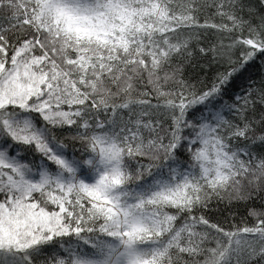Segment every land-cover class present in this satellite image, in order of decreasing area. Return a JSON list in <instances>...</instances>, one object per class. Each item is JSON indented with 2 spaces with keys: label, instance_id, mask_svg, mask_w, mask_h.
Segmentation results:
<instances>
[{
  "label": "snow or ice",
  "instance_id": "snow-or-ice-1",
  "mask_svg": "<svg viewBox=\"0 0 264 264\" xmlns=\"http://www.w3.org/2000/svg\"><path fill=\"white\" fill-rule=\"evenodd\" d=\"M256 199L264 0H0V264H264Z\"/></svg>",
  "mask_w": 264,
  "mask_h": 264
},
{
  "label": "trees",
  "instance_id": "trees-1",
  "mask_svg": "<svg viewBox=\"0 0 264 264\" xmlns=\"http://www.w3.org/2000/svg\"><path fill=\"white\" fill-rule=\"evenodd\" d=\"M252 72L255 79L260 78V69L258 67H254ZM186 75L191 77L194 81L196 79H205V82H207V79H210L212 75V70L204 73L198 69L194 70L192 68H188L186 69ZM262 203H264V201L260 199L249 201L247 204L233 203L231 205H225L223 202L214 201L211 208L205 212V215H207L208 218L213 222H220L224 223L225 225H231L233 223L240 224L243 220H247V222L251 224L253 219L248 216L247 210L249 208H260Z\"/></svg>",
  "mask_w": 264,
  "mask_h": 264
}]
</instances>
